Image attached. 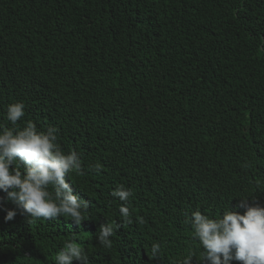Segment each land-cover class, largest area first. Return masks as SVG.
Segmentation results:
<instances>
[{"label":"trees","instance_id":"obj_1","mask_svg":"<svg viewBox=\"0 0 264 264\" xmlns=\"http://www.w3.org/2000/svg\"><path fill=\"white\" fill-rule=\"evenodd\" d=\"M17 101L83 154L72 186L89 220L30 224L5 202L0 264H55L73 233L91 264H176L202 251L186 214L264 206V0H0V123ZM97 161L102 174L87 173ZM118 184L135 194L133 222L105 249L96 232L121 220Z\"/></svg>","mask_w":264,"mask_h":264},{"label":"clouds","instance_id":"obj_2","mask_svg":"<svg viewBox=\"0 0 264 264\" xmlns=\"http://www.w3.org/2000/svg\"><path fill=\"white\" fill-rule=\"evenodd\" d=\"M26 105L22 101L6 106L0 123V206L10 202L22 210L33 224L39 220L69 218L75 225L89 220L90 201L74 194L73 174L85 175L83 154L73 149L65 152L60 143V130L55 126L40 129L32 120H26ZM10 125V126H9ZM104 165L99 161L88 163L87 173L102 174ZM69 180L71 183H69ZM132 189L118 184L110 196L120 202L121 220H105L96 232L100 247L111 249L118 229L133 222ZM236 209L230 205L222 214L211 215L195 210L186 214L185 223L192 230V238L202 251L189 249L176 264H264V206L256 199L240 197ZM5 222L13 221L17 211L5 209ZM143 223L142 217L136 218ZM150 255H163L162 245L153 242ZM91 264L89 253L77 242L73 233L55 256V264Z\"/></svg>","mask_w":264,"mask_h":264}]
</instances>
